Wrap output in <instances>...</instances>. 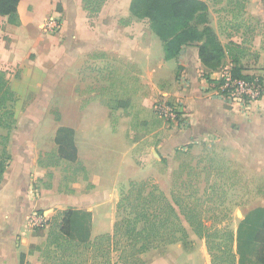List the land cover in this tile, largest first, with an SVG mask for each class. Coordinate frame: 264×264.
<instances>
[{
  "label": "crops",
  "instance_id": "0c3cea01",
  "mask_svg": "<svg viewBox=\"0 0 264 264\" xmlns=\"http://www.w3.org/2000/svg\"><path fill=\"white\" fill-rule=\"evenodd\" d=\"M56 1L62 2L64 12L71 13L73 20L68 33L59 38L60 44L56 50H50L49 43L53 40L41 34V22L51 12ZM142 1L145 2L141 7L142 14L134 16L131 11L135 0H108L93 21V26H87V20L82 16L81 0H19L18 24H10L7 16L0 15V70L8 72L10 87L17 96L14 102H25L36 92L41 93V96L37 94L29 102L37 99L38 102H49L51 97H46L45 92L51 90H58V102H88L86 108L94 112L81 125V121H77L78 125H72L77 160L83 158L84 145L96 151L99 146L95 144V139L101 140L110 134V139L119 137L118 143L105 142L106 145H103L106 149L117 148L122 152L117 169L121 177L125 176L123 171L127 172L126 176L130 179H137V174L145 173L150 167L148 163H145L144 170L134 167L131 156L139 155L140 160L148 161V156L156 153L157 161H160L180 146L218 138L219 141L231 143L235 160L261 173V179L264 180V92L259 102L248 111L225 103L213 88L204 86V66L199 56L200 45L220 47L225 53L224 66L231 67L237 63L243 74L258 76L264 86V0H203L207 5L206 22L198 25L203 33L202 38L184 46L178 57L172 59H165L164 38L153 28L154 23L145 17V10L151 0ZM228 15L234 20L231 21ZM205 29L208 34L204 33ZM44 32L47 31L44 29ZM3 34L7 39L3 40ZM209 35L213 40L207 38ZM33 50L38 54L30 59L28 51ZM49 56L51 61H46ZM93 57L111 61L121 59L129 63L127 81L122 87L130 89V94L124 100H117L122 103L116 104V108L126 110L120 119L124 122L140 114L148 116V123H155L149 134L130 139L128 133L117 136L112 132L111 109L102 103L110 101L102 97L98 88L91 86L92 83L91 87L85 88L87 61ZM54 58L59 68L53 74L54 77L47 81L48 86L45 88V63L51 65ZM12 65L19 66V77L12 76L6 68H2ZM88 71L90 81L96 83L91 77L96 72L93 73L91 69ZM181 71L187 79L185 87L178 86L176 82ZM216 75L217 71L211 77ZM102 89L106 94L111 90L110 86ZM160 100L182 102L187 117L185 126H169L163 120L157 125L158 114L154 106ZM43 118L26 115L19 120L17 128L9 133L7 150L11 160L0 182V264H21V254H24V264L35 263L37 249L33 247L41 242L42 237L35 235L28 226V212L33 207L45 209L46 206L63 204L58 206L65 208L80 201L83 204L87 202L84 206L89 208L74 209L91 213L90 238L112 230V224H95V215H92V204L88 198L92 194L85 195L83 199L84 196L79 198L74 193L59 194L54 184L48 188L41 185L40 181H45L48 170L39 166L34 156L40 149H52L58 130L54 131L55 135L54 132L51 134V143L45 126H41L45 122ZM85 122L89 124V131L85 130ZM20 123H35L36 127L25 130L19 126ZM103 127L106 130L99 135ZM37 140L42 141L41 146ZM37 180L40 184H36L39 187L35 189L32 186ZM31 187L36 197H33ZM48 195L52 197L51 200H48Z\"/></svg>",
  "mask_w": 264,
  "mask_h": 264
},
{
  "label": "rangeland",
  "instance_id": "374dc122",
  "mask_svg": "<svg viewBox=\"0 0 264 264\" xmlns=\"http://www.w3.org/2000/svg\"><path fill=\"white\" fill-rule=\"evenodd\" d=\"M106 1L108 0H81L82 16L84 15L83 19L87 20V26H93V21L101 12ZM130 2L129 4L131 5ZM143 4H145L144 1L135 0L131 15L140 16L143 12L141 8ZM125 5L126 2H124ZM49 18L57 20L58 28L56 31L51 32L46 30L47 32H44ZM72 20L73 16L71 13L64 12L61 1L53 3L51 12L47 13L41 22V34H45V36H48L46 38L53 40L49 43L50 50H56L57 45L60 44L59 38L68 33ZM230 20H234L233 17ZM44 23L45 25H43ZM171 26V21L158 22L153 25V28L161 33L163 37H169L172 33ZM2 38L3 40L4 38L7 39V36L3 34ZM0 43V47H2V42ZM28 54L30 59H34L38 52L33 50L28 51ZM49 58L50 56L45 60L51 61V58ZM97 59L93 57L92 60L94 61H87V69H91L93 73L96 72V75L91 76L96 80V83L90 81L89 71L86 70L85 76L87 80H85V88L89 87L90 83H92L91 86H96L99 90L98 93L110 101L102 103L108 105L111 109L112 132L116 133L117 136L128 133L127 135L130 139H139L149 134L155 123L149 124L148 116L140 114L124 122L120 119L123 118L126 110L122 111L116 108V104L122 103L116 101L124 100L130 94V89L125 90L122 87V84H125L127 81V74L130 69L129 63L123 62L121 59H114L113 61ZM45 65V88H47V81L54 77L53 74L57 72L59 65L56 64V58L52 59L51 65L47 63ZM2 68H6L12 76L19 77V66L12 65ZM106 86H110L111 89L108 94L103 89L100 90V88H106ZM130 88H132L131 85ZM38 93H32L25 102L12 103L11 108L14 112V122L10 131L17 128L19 120L26 115L44 117L45 122L41 126H45L44 130L50 135L49 141L52 143L51 134L54 131L56 132L60 126L69 127L74 132L72 125H78L80 121L81 125L83 121H87L88 115L94 112L86 108L88 102H58V90L45 92L46 97L49 95L51 97V101L49 102H38V99L35 102H29ZM38 96H41V93ZM127 103L130 104L131 102ZM157 117L160 118L158 115ZM158 118H156L157 125L163 120L162 118ZM75 120L76 122H74ZM165 123L172 126L167 122ZM83 125L85 126V130L89 131V124L83 123ZM19 126L25 128V130H30L36 127V124L20 123ZM42 129L38 128V130ZM105 130V127L101 131L98 130L99 135L103 134ZM5 132V129L0 128V133ZM111 136L110 134L109 136H103L101 140L99 138L94 140L95 144L99 146L96 147L98 153L93 148L89 150L84 145L86 148L84 147L83 150V158L78 159V162L69 163L60 159L58 157L57 146L54 142L51 145L52 149L50 151L40 149L34 156L35 161L39 166L45 167L48 170L45 173V181L39 180L42 182L41 185L48 188L54 184L57 186L59 194L69 195L70 193H74L79 198L84 196L83 199H85V195L92 194L88 198L92 204V215H95V224H112L110 233H113L115 222L124 215L123 211L117 212L116 208L121 196L120 193L126 191L133 181L140 180H149L156 183L169 198L172 192L182 194V196L185 195L189 204L196 206L201 211L210 231L218 232L217 237L213 238V240L216 243H220L221 246H226V243H228L227 238L220 237L222 231L224 232L226 229L230 230L233 232L234 237H236L240 234V231L242 232L241 227L247 221L250 225H257L259 220L257 209L264 207V180L261 179L263 175L243 166L239 160H235L234 147L231 143L219 141L218 138L207 141L200 140L196 144L178 147L174 153L168 157H162L160 161H157L158 157L156 153H154V156L149 155L148 161L140 160L139 155L131 156L130 159L134 167L144 170L146 167L145 163H148L150 167L145 173L137 174L139 178L130 179L126 176L127 172L121 171L125 174V176L121 177L117 170L122 159V152L117 148L113 150L104 148V145L108 142H119V137L117 139H110ZM37 142L41 146L42 141L37 140ZM113 146L117 145L113 144ZM36 184H40L38 180L33 183L34 186L32 187L38 189L39 186H36ZM32 187L31 193L33 197H36L35 190ZM51 198L49 196L48 200H51ZM86 204L87 202L83 204L80 201L74 203V206L71 205L65 208L58 206H63V204L46 206L45 209L33 207L28 212L27 220L30 219L34 210L39 214H43L49 210L45 213L46 218H48L47 222H49L60 210L69 207L89 208V206H84ZM31 229L35 235L41 236L42 239L41 242L33 247V249H37L35 263L26 264H57L60 262V253H56L52 246L47 248L45 245V236L47 237L49 232L48 224L42 228L36 227ZM95 236H92L91 239H94ZM122 242L123 239L121 238L118 245ZM118 245L110 252V261H108L106 256L101 254V251L94 249L87 253L86 259L80 256L77 259L75 256L76 261L73 264H109L110 262V264H119ZM232 249L235 252V241L232 244ZM215 252L218 251L215 250ZM140 260L142 264H211V252L204 238H199L190 232L187 243L177 241L169 245L150 248L147 252L140 255Z\"/></svg>",
  "mask_w": 264,
  "mask_h": 264
},
{
  "label": "trees",
  "instance_id": "16d2710c",
  "mask_svg": "<svg viewBox=\"0 0 264 264\" xmlns=\"http://www.w3.org/2000/svg\"><path fill=\"white\" fill-rule=\"evenodd\" d=\"M18 3L19 0H0V15L7 16L10 24L19 23ZM206 10L207 5L203 0L150 1L145 10V17L149 21L154 25L158 22H172L171 35L163 37L165 59L177 58L184 46L200 41L203 33L198 25L206 22ZM204 33L208 34L207 29ZM207 38L213 40L210 35ZM199 56L208 80L207 88L214 89L221 81L211 76L224 66V50L200 45ZM241 70V66L233 64L230 67L231 76L244 79L252 77L243 74ZM7 73L6 70H0V128L6 131L0 133V182L11 160L7 145L14 122L11 105L17 99ZM55 143L60 159L69 163L78 162L71 128L59 127ZM120 195L116 208L117 212L123 211L124 215L115 222L113 233L98 234L91 239V213L72 207L60 210L47 222L49 232L45 245L47 248L52 246L56 253H60L61 259L57 264H73L79 256L86 259L87 253L94 249L101 251L110 261L109 254L121 238L123 242L118 245V263L142 264L140 255L150 248L177 241L187 243L190 232L206 240L211 252V264H264V207L257 209V225H250L247 221L238 236L234 237L233 232L227 229L222 231L220 237L227 238L228 243L221 246L213 240L218 232L210 231L201 211L190 205L185 195L172 192L169 198L156 183L149 180L133 181ZM234 241L235 252L232 249ZM20 259L22 264L24 254L20 255Z\"/></svg>",
  "mask_w": 264,
  "mask_h": 264
},
{
  "label": "built area",
  "instance_id": "2783aa9c",
  "mask_svg": "<svg viewBox=\"0 0 264 264\" xmlns=\"http://www.w3.org/2000/svg\"><path fill=\"white\" fill-rule=\"evenodd\" d=\"M45 25V24H44ZM58 28L57 20L49 18L46 22L45 30L56 31ZM216 78L221 83L213 90L217 93L218 97L225 103L236 105L245 111L252 108L261 99L264 86L261 78L252 76L250 79L233 78L231 76L230 67L223 66L217 71ZM203 84L206 87L208 80L206 79L205 72H203ZM176 82L178 86L185 87L187 79L185 74L179 72ZM155 112L168 124L176 127H183L187 122L186 111L180 100L174 102L161 100L155 103ZM48 218L45 213L39 214L36 210L32 212V216L28 220L30 228L44 227L47 225Z\"/></svg>",
  "mask_w": 264,
  "mask_h": 264
}]
</instances>
